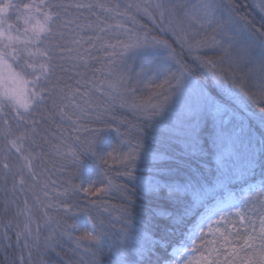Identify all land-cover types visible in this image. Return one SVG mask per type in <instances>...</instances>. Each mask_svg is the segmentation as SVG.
Returning <instances> with one entry per match:
<instances>
[{
  "label": "trees",
  "instance_id": "obj_1",
  "mask_svg": "<svg viewBox=\"0 0 264 264\" xmlns=\"http://www.w3.org/2000/svg\"><path fill=\"white\" fill-rule=\"evenodd\" d=\"M207 4L200 20L197 0H0L29 38H0L29 98L0 89V264H163L205 210L262 208L264 0Z\"/></svg>",
  "mask_w": 264,
  "mask_h": 264
},
{
  "label": "rangeland",
  "instance_id": "obj_2",
  "mask_svg": "<svg viewBox=\"0 0 264 264\" xmlns=\"http://www.w3.org/2000/svg\"><path fill=\"white\" fill-rule=\"evenodd\" d=\"M208 4L207 0H197L198 9L201 10L198 12L200 20L206 18L207 13L210 12ZM195 8L194 5V11L193 9L188 10L186 15L198 19ZM204 10L206 16L203 18ZM18 18V23L26 30L41 32L42 23L34 15L21 13ZM10 28L9 25L7 27L0 26V38L2 40L28 41V36H23L18 30ZM183 32L185 35L184 29ZM204 41L205 39L200 40V42ZM193 43L195 44V42ZM259 48L264 50V44L259 45ZM217 72L216 75L213 74L221 90L231 97L236 95L235 93L239 91L240 87L233 85L234 83L229 80V75L225 71ZM0 89L8 94L16 106L25 107L29 105V98L25 93L22 81L12 65L2 57H0ZM185 132L190 135L189 130H185ZM219 141L225 142L223 139ZM223 152L228 153V147H224ZM255 209L256 207L252 205L245 212L235 198H230L214 205L211 209L205 210L197 224L188 232L187 243L174 247L171 253L172 258L163 264H264V199L259 212ZM250 222L254 223L253 226L256 227L258 237L250 243L252 250L250 252L245 250L236 252L239 250L238 245L236 250H231L229 240L234 232L233 226L236 224L248 225Z\"/></svg>",
  "mask_w": 264,
  "mask_h": 264
}]
</instances>
